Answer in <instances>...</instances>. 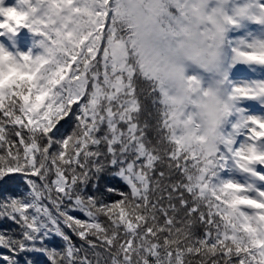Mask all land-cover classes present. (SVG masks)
<instances>
[{
    "label": "snow or ice",
    "instance_id": "1",
    "mask_svg": "<svg viewBox=\"0 0 264 264\" xmlns=\"http://www.w3.org/2000/svg\"><path fill=\"white\" fill-rule=\"evenodd\" d=\"M0 264H264V0H0Z\"/></svg>",
    "mask_w": 264,
    "mask_h": 264
},
{
    "label": "trees",
    "instance_id": "2",
    "mask_svg": "<svg viewBox=\"0 0 264 264\" xmlns=\"http://www.w3.org/2000/svg\"><path fill=\"white\" fill-rule=\"evenodd\" d=\"M30 36H32L33 34L29 33ZM34 39L38 40L39 37L36 36L34 37ZM107 184H111V185H115V186H119L121 188H124L125 186L123 185V183L121 181H119L118 178L112 177L111 175H103L101 180H100V184H99V189L101 192L104 191V188ZM75 239V237H74ZM79 242V241H77Z\"/></svg>",
    "mask_w": 264,
    "mask_h": 264
},
{
    "label": "clouds",
    "instance_id": "3",
    "mask_svg": "<svg viewBox=\"0 0 264 264\" xmlns=\"http://www.w3.org/2000/svg\"><path fill=\"white\" fill-rule=\"evenodd\" d=\"M209 103H212V101H211V100H209Z\"/></svg>",
    "mask_w": 264,
    "mask_h": 264
}]
</instances>
